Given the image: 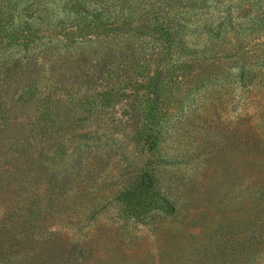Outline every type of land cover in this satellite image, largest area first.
Instances as JSON below:
<instances>
[{
    "label": "rangeland",
    "instance_id": "1",
    "mask_svg": "<svg viewBox=\"0 0 264 264\" xmlns=\"http://www.w3.org/2000/svg\"><path fill=\"white\" fill-rule=\"evenodd\" d=\"M217 25L243 45L264 41V0H0V264H20L39 246L75 254L82 243L85 263L164 252L171 264V252L190 264L211 232L242 229L250 205L264 210L244 189L245 177L225 175L234 170L225 168L228 160L243 172L237 158H194L195 140L173 152L158 145L146 160L131 141L142 111L123 106L130 98L122 60L154 67L151 41L166 42L153 26L169 27L174 45L182 37L199 47ZM239 109L229 107L226 116ZM257 122L264 136V116ZM142 167L159 172L158 185L175 199L173 214L147 212L137 221L118 209L116 191ZM195 190H205L209 202ZM33 194L36 205H27ZM20 223L33 228L27 238L37 247H22ZM260 231L250 264H264ZM221 239L216 234L209 243L207 264H228Z\"/></svg>",
    "mask_w": 264,
    "mask_h": 264
},
{
    "label": "trees",
    "instance_id": "2",
    "mask_svg": "<svg viewBox=\"0 0 264 264\" xmlns=\"http://www.w3.org/2000/svg\"><path fill=\"white\" fill-rule=\"evenodd\" d=\"M98 17L99 14L94 18ZM220 18L219 23L225 22L226 16ZM151 30L153 33L163 32L166 42L161 47L163 44L157 40L159 37L151 41L150 50L157 47L154 53L158 59L154 67L148 69L145 63L139 67L130 60H122L123 68L129 72L123 84L127 89L125 96L130 98L129 103L123 106L129 114L142 111V116L138 114L139 120L132 123L131 141L140 144L146 160L154 157L158 145L168 147L165 152H173L172 149L180 144L195 140L196 147L188 153L194 158L203 159L214 154L228 155L230 160L237 158L243 172L239 174L235 166L231 169L228 160L225 168L234 170L225 175H229L231 181L239 176L240 179L245 177L244 189L251 192L250 199L264 206V136L257 122L264 116V48L259 50L260 43L264 41L255 40L250 45H243L235 35H229L223 25H217L214 31L204 32L208 34V45L203 43L199 47H190L182 37L175 40L177 45H174V32L169 27L153 26ZM238 105V112H229V117L226 116L229 107ZM207 142L209 145L205 146ZM152 168L142 167L140 171H133L130 180L116 191L115 199L122 215L139 221L140 216L147 212L159 216L174 213L175 199L161 190L159 172L152 171ZM192 193L199 196L198 200L206 203L210 200L205 199V190ZM38 198L36 194L28 197L27 205H36ZM250 204L251 201L248 202ZM251 208L254 207L250 205L242 229L224 230L220 227L206 236L209 238L206 247L202 253L198 247L199 254L190 264H207L205 254L216 234L222 236L217 246L227 248L231 255L228 264L254 263L256 245L262 234L260 230L264 231V210ZM203 210H206V205L200 214ZM21 224L22 247H37L27 238L33 228ZM23 226L26 230L21 232ZM42 244L44 242L39 245ZM80 246L82 249L75 254L72 250L61 254L39 246L38 254L34 253L23 261L20 258V264H75L76 261L79 264V259L80 264H166L164 252L163 255L156 253L144 258L125 256L126 259L112 254L107 261L96 257L85 263L89 248L85 243ZM170 254H174L167 255L171 264H183L182 254Z\"/></svg>",
    "mask_w": 264,
    "mask_h": 264
}]
</instances>
